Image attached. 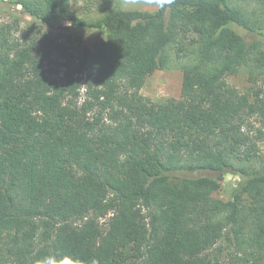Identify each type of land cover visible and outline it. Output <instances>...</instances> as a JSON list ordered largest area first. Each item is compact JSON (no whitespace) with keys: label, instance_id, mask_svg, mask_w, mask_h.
<instances>
[{"label":"trees","instance_id":"trees-1","mask_svg":"<svg viewBox=\"0 0 264 264\" xmlns=\"http://www.w3.org/2000/svg\"><path fill=\"white\" fill-rule=\"evenodd\" d=\"M14 2L37 33L20 43L0 26V264H215L204 250L216 242L259 264L264 90L227 77L264 76V0H96L89 17L68 0ZM56 20L69 24L45 29ZM71 26L106 38L89 47ZM174 61L180 97H144ZM226 172L240 179L222 200Z\"/></svg>","mask_w":264,"mask_h":264},{"label":"rangeland","instance_id":"rangeland-1","mask_svg":"<svg viewBox=\"0 0 264 264\" xmlns=\"http://www.w3.org/2000/svg\"><path fill=\"white\" fill-rule=\"evenodd\" d=\"M120 5L125 9L131 8L147 11H155L158 8L157 0H120ZM68 7L70 11L78 17H89L91 12L96 11L97 2L96 0H68ZM14 10H20V5L16 4L14 0H0V26L10 25L11 32L9 40L21 43L24 40H27L31 34L37 33V29L30 28L28 23L25 20H22V14L15 12ZM12 12H14L13 16L19 20L18 25H16L17 21L13 19ZM68 24L67 21L56 20L53 27L46 26L45 29H48L51 32H57L59 31L60 26ZM236 29L241 35L251 40L252 37L247 34L246 29L242 27H237ZM68 30L81 35L84 42L89 47H93L96 41L106 38L105 32L95 28L71 26ZM262 33L263 35L261 36H258L257 34L254 35L253 39H260L262 41V48L264 49V30H262ZM177 64L178 63L174 61L171 67L155 70L148 75L140 89V93L152 102L162 101L168 98H179L181 95L182 70ZM63 71V67L53 66L52 72H54V74L52 77L61 80ZM227 82L240 91H247L249 86L260 87L264 90V76H258L257 80H249L248 72L244 67L240 68L235 75L227 77ZM83 92L84 89H81L80 101L84 97ZM258 143L259 148L257 155H259V157L256 162L257 166L264 162V140H260ZM192 174L197 175L196 173ZM239 179L240 177L237 174L231 172L224 173L220 180V186L213 192V196L222 200H229ZM107 220L108 218L106 216L101 218L100 222L105 226ZM228 250L222 249L221 242H216L207 247L204 251L215 264H234L230 260ZM248 263L251 264V262ZM259 264H264V259L261 260Z\"/></svg>","mask_w":264,"mask_h":264},{"label":"clouds","instance_id":"clouds-1","mask_svg":"<svg viewBox=\"0 0 264 264\" xmlns=\"http://www.w3.org/2000/svg\"><path fill=\"white\" fill-rule=\"evenodd\" d=\"M40 264H57L54 257H45L40 261Z\"/></svg>","mask_w":264,"mask_h":264}]
</instances>
